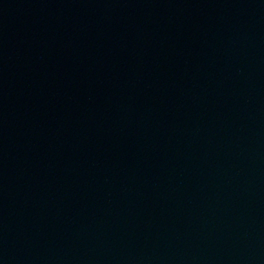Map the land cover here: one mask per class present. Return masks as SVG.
<instances>
[{
    "label": "water",
    "instance_id": "95a60500",
    "mask_svg": "<svg viewBox=\"0 0 264 264\" xmlns=\"http://www.w3.org/2000/svg\"><path fill=\"white\" fill-rule=\"evenodd\" d=\"M0 264H264V0H0Z\"/></svg>",
    "mask_w": 264,
    "mask_h": 264
}]
</instances>
